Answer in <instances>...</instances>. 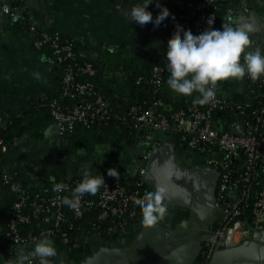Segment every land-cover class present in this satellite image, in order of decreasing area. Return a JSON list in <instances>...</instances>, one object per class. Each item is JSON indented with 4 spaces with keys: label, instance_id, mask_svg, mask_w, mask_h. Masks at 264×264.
<instances>
[{
    "label": "built area",
    "instance_id": "1",
    "mask_svg": "<svg viewBox=\"0 0 264 264\" xmlns=\"http://www.w3.org/2000/svg\"><path fill=\"white\" fill-rule=\"evenodd\" d=\"M164 3L168 0H162ZM180 7H187L190 13H181L178 16H171L175 23L170 20L166 25H174L181 29H190L193 34L201 33L208 27L207 21L215 19L212 9L222 0H199L189 1L175 0ZM247 0H239L238 6L234 4L227 9V13L234 19L235 15L245 9ZM0 8L7 14L16 16V8H12L9 2H1ZM194 11L196 13H194ZM209 27H212L210 24ZM31 31H36L35 24H31ZM40 43L50 42L57 56L58 61H63L74 55L71 43L61 44L58 35L51 38L48 33H41ZM79 71L93 75L95 68L92 63L86 62L79 67ZM155 79L161 83L163 69L155 67ZM75 72L72 67L67 68L63 79L64 95H73L74 90L79 94L93 91L94 84L90 82H75ZM215 87L216 98L204 108L189 105L172 112L169 116L159 113L153 108L140 111V108L133 106L130 110L134 125L146 131H174L180 133V140L192 149L199 150L207 159L206 165L213 167L220 172L219 184L217 188V205L223 211V218L210 229V233L201 239L203 244L202 264H209V261L217 249L219 241L226 236L225 244L228 247L236 246L251 239L255 232L264 230V132L261 127L264 125V102L259 110L251 113L257 115V120L252 123L248 120L251 113L246 110L248 104L240 101H228L221 96ZM157 104L162 105L160 100ZM54 116V125L57 127L59 135H62L68 128H72L75 122L89 125L98 118H108L109 103L98 94L92 105L79 103L68 109L63 107L57 100L50 104ZM231 109L233 114L242 115L246 134L240 135L230 131L220 129L213 120V113L217 110ZM1 143V141H0ZM2 151H8V145L2 143ZM243 152V155H241ZM150 153L144 155L145 160H149ZM145 167L135 170L133 181L129 182L121 178H114L105 181L102 188L95 194H85L76 208H71L63 203L64 197L56 192L53 196L42 197L31 202V212L22 211L25 200L15 203L16 213L10 219L5 238L17 245H27L29 241L37 240L39 235H51L61 230V223H68L69 228L73 229L74 224L68 216L72 213L73 218H80L83 215L93 216L95 214L99 221H105V230L108 234H114L120 228L135 219L137 209L135 204L139 201V190L135 188L140 184L137 178L142 179ZM9 173V172H8ZM82 178H74L73 184L76 186ZM10 181L7 174L6 182ZM17 188L16 184L12 185ZM51 213L54 216L50 226L41 227L37 233L23 235L20 224L30 222L32 218L39 214ZM90 229L84 233L85 237L80 238L75 243L76 246L83 242L91 243L92 237L97 234V223L92 220L89 222ZM135 226L142 224L141 221ZM62 240L69 242L67 232L61 233ZM86 238V239H85ZM104 246V245H103ZM60 259L58 256L49 258L50 264H74L67 258ZM66 257V256H65ZM35 258V257H33ZM36 259V258H35ZM58 259V260H57ZM65 260V261H63Z\"/></svg>",
    "mask_w": 264,
    "mask_h": 264
},
{
    "label": "crops",
    "instance_id": "2",
    "mask_svg": "<svg viewBox=\"0 0 264 264\" xmlns=\"http://www.w3.org/2000/svg\"><path fill=\"white\" fill-rule=\"evenodd\" d=\"M0 1L10 3L11 0ZM155 1L153 0V3L149 5L153 22L160 14L158 8L168 10L164 2L160 5ZM24 2L23 8L16 7L17 17L9 16L0 8V123H4L11 116L21 115L34 103L55 90L52 77L53 63L41 49L36 33L18 24L17 18L27 17L42 33L55 32L82 43L83 55L104 63L106 78L112 80L115 93L122 96L130 93L132 82L123 65L114 70V63L118 61L122 63L126 58H133L140 63L159 58L166 63L167 45L172 35L166 28L161 27L159 31H156L154 24L141 26L131 20L129 9L138 0H25ZM249 4L258 11L257 16L247 14ZM242 13L244 17L240 16ZM260 16H264V0H247L245 9L239 11L234 18L236 26L253 23L256 28L249 37L252 41L249 50L256 48L264 50V22L260 20ZM36 73H39L38 78L34 75ZM256 80L262 82L264 75ZM220 94L227 100H240L250 107L256 106L262 96L254 81L247 76L242 79H227L220 87ZM163 95L169 103L165 104L162 101V107L168 111H172L174 106L183 105L192 100V96L173 92L167 88V84L163 89ZM195 95L196 93H193V96ZM223 124L222 122V129ZM230 125L231 128L240 125L238 115L234 114L231 117ZM54 126L52 124L48 128ZM243 127L246 131L245 126ZM142 135L141 140L132 147L123 143L117 146L105 144L102 152L95 149L88 154L82 149L77 154H73L58 131L51 129L43 144L33 143L26 136L16 141L14 145L8 147V151L0 162L9 173L22 170L33 175H43L45 173L43 166L34 165L33 159L38 156L48 161H56L62 156L60 154L62 151L69 162L71 173L83 175L85 170L95 174L99 170L117 169L118 166L109 164L113 162L109 160L114 157L123 158L126 157L125 154H128V158L133 162L132 170L129 175L123 168L122 172L119 170L118 172L119 178L131 182L136 169L140 167L146 169L148 160L144 159L145 154H151V149L157 145L167 141L173 142L160 130L145 137ZM46 146H54L57 156L55 157ZM122 174L124 176H121ZM167 209V215L159 220L166 227L173 228L177 221L188 217V210L177 207H167ZM144 225L142 223L138 226V231L131 242L119 246L131 245ZM195 231L201 232L203 229L199 228ZM32 259L38 264L35 258Z\"/></svg>",
    "mask_w": 264,
    "mask_h": 264
},
{
    "label": "trees",
    "instance_id": "3",
    "mask_svg": "<svg viewBox=\"0 0 264 264\" xmlns=\"http://www.w3.org/2000/svg\"><path fill=\"white\" fill-rule=\"evenodd\" d=\"M24 1L25 0H11L10 5L12 8H23L25 3ZM189 1L199 0H185L186 3ZM165 4L170 16H178L179 14L186 12L190 13L187 7H180L175 0H168ZM232 5L233 0H222L217 3L215 8L212 9V12L215 14V19L212 24L213 28L220 29L223 22H231L233 26H236L234 19L227 13V9ZM8 15L12 17V15ZM15 17H17V14ZM17 23L28 29H30L32 24L25 16L17 18ZM162 27L169 30L173 38L177 27L174 25H166ZM35 33L40 40L42 32L36 30ZM48 35L51 38L58 35L62 45L65 43H71L74 55L59 62L51 43L45 42L41 44V49L45 51L50 61L53 63L52 77L55 84V90L49 92V94L45 97L34 103L32 107L21 115L11 116L4 123H0V159L5 154L1 149L2 143L11 147L16 143V141L20 140L24 136L28 137L33 143L46 142L45 131L50 125L54 124L55 121L50 107L51 102L54 100H57L63 107L70 109L81 102L92 105L97 95L100 94L109 103L107 113L109 116L108 118H98L89 125L81 122H75L72 128H68L62 135H60L61 139L66 143L69 151L73 154H77L82 149H84L86 153L90 154L94 152L96 147L100 144L117 146L123 143L131 147L135 146L141 140V131L134 125L135 121L132 119L130 114V110L133 106L139 107L140 111L153 108L159 113H164L168 116L172 112L180 108H185L189 105L197 106L199 108L205 107V105L194 104L191 100L186 104L174 106L172 111H168L164 110L162 105L157 104L160 100L164 101L165 104L169 103L168 99L163 95V89L165 88L168 79L167 65L159 58L145 60L143 63H140L133 58H126L122 61V63L118 61L113 64L114 70L119 69L123 65V68L128 73L129 79L132 82L130 93L126 96H122L115 93L112 86V80L110 78H106V70L103 67L104 63L86 58L83 55L84 45L82 43L55 32L48 33ZM86 62L92 63L95 68V73L93 75L79 71V67H83ZM68 67H72L75 72V82L93 83V91L79 94L74 90L73 95H64L63 79L66 75ZM155 67H161L163 69L161 74V83L154 81ZM253 81L262 96L256 106L247 108V113H251L253 110H259L264 102V80L262 82L257 81L256 79ZM225 82L226 80L219 82V94L220 87ZM228 101L240 100L234 99ZM233 115L234 114L231 109L217 110L213 113V120L215 121L216 126L219 124L220 129H222L221 123L223 122V130L230 131L231 117ZM248 120L255 123L257 115L251 113ZM261 131L264 132V125L261 127ZM153 132L154 131L148 130L142 136L145 137L148 134H153ZM163 132L166 134L167 138H171V140L176 143L177 148L191 149L194 152L202 154L199 150L192 149L183 143L180 140V133L174 131ZM60 154L62 156H60L59 160L56 161H48L38 156L33 159L34 165L43 166L45 170L43 175H33L22 170L8 173L3 164L0 162V264H10V261L15 258V250L17 247H23L26 252L32 251L35 242L43 236L39 235L37 240L29 241L27 245H17L5 238V233L8 229L10 219L16 213V209L14 208L15 203L24 199L25 204L22 211L24 213H30L31 202L39 200L42 197L49 198L53 196L56 193L54 186L57 183L63 184L64 190L59 193L65 198L70 197L72 190L75 188L73 179L77 177L82 178L83 175H73L71 173L69 162L65 158L64 152L60 151ZM7 174L10 176L9 182H6ZM95 174L104 175L105 181L118 178L108 176L107 171L99 170ZM137 181H139L140 184L135 188L139 190L140 201L144 198L145 193L153 190L152 186L140 177L137 178ZM13 184L17 185L16 189H13ZM68 216L72 219L71 222L74 224L73 229L69 228L68 223H61V230L59 232L51 235H44L53 239L57 252L66 256V258L74 264H79L95 251V248L93 247L94 243L92 242H83L79 246L75 245L80 238L79 236L85 237L84 233L91 228L88 222L92 220V218L98 225V231L94 238H96L98 242L104 241L103 243L109 246L121 245L124 234L137 233L138 227L135 226V221L137 223H139V221L142 222L141 213L137 210L136 218L130 220L128 225L120 228L119 231L114 234H108L105 230L107 223L105 221H99L95 214L93 216H88L86 214L76 219L73 218L72 213L68 212ZM53 220V214L49 213L45 215L43 212V214H39L38 217L32 218L30 222L20 224L21 232L23 235H28L30 233L38 234L41 227L50 226L53 223ZM62 232L68 233V237L70 239L69 242H64L62 240ZM202 261L203 254L199 256L197 264Z\"/></svg>",
    "mask_w": 264,
    "mask_h": 264
},
{
    "label": "water",
    "instance_id": "4",
    "mask_svg": "<svg viewBox=\"0 0 264 264\" xmlns=\"http://www.w3.org/2000/svg\"><path fill=\"white\" fill-rule=\"evenodd\" d=\"M155 2L163 4L162 0ZM233 4L238 6L239 0H233ZM248 8V15H258L252 4ZM240 16L244 17V14ZM260 20L264 22V16H260ZM239 121L240 125L232 127L230 132L245 135L242 115H239ZM51 129L57 131L54 126L45 134L48 135ZM143 132L141 130V135ZM105 146L100 144L96 150L102 152ZM219 177V170L208 165H183L175 142L167 141L153 147L142 179L153 191L163 190L162 203L188 210V217L177 221L173 228L160 221L154 225L145 224L131 245L101 246L79 264H197L203 250L199 237L202 239L210 233L209 230L224 216L217 205ZM199 228L203 231H195ZM225 238L223 236L219 241L209 264H264V230L232 247L226 246Z\"/></svg>",
    "mask_w": 264,
    "mask_h": 264
},
{
    "label": "clouds",
    "instance_id": "5",
    "mask_svg": "<svg viewBox=\"0 0 264 264\" xmlns=\"http://www.w3.org/2000/svg\"><path fill=\"white\" fill-rule=\"evenodd\" d=\"M153 0H138L130 9L132 21L145 26L153 25L156 31L170 20L175 19L165 9H159V16L153 22L149 5ZM201 33L193 34L188 29L177 27L175 35L167 45L166 64L167 88L177 94L192 96L194 104L206 105L215 100V87L218 82L227 79H258L264 75V50L256 48L249 50L252 44L249 38L256 31L253 23L233 26L231 22H223L220 29L209 27L213 20L207 21ZM39 77V73L34 74ZM193 93L197 95L193 96ZM107 175L119 177L115 168H109ZM105 184L102 174H93L90 170L83 172L82 179L65 197L63 203L76 208L85 194H95ZM56 192L64 190L62 183L54 186ZM162 189L145 193L144 198L135 204L141 213L142 223L154 225L168 213L167 205L162 203ZM57 255L55 242L47 235L39 238L30 252L23 247H17L15 258L10 264H50L49 258Z\"/></svg>",
    "mask_w": 264,
    "mask_h": 264
},
{
    "label": "rangeland",
    "instance_id": "6",
    "mask_svg": "<svg viewBox=\"0 0 264 264\" xmlns=\"http://www.w3.org/2000/svg\"><path fill=\"white\" fill-rule=\"evenodd\" d=\"M39 144H43V143H39ZM46 147H48V146H46ZM48 148H50L52 154L56 157L57 153H56V150L54 149V146H49ZM177 154H178L179 158L182 160L183 165H185L187 167H190L192 164L193 165L194 164L206 165V161H207L206 157L203 154H199L197 152H194L191 149L178 148L177 149ZM125 156L126 157H123V158L122 157H120V158L114 157L111 160H109V161H113V162H110L109 164L116 165V167L118 166L117 170H119L120 172H122V168H123L124 170L127 171V175H129L130 171L132 170L131 165L133 164V162H132V159L130 160V158H128V156H129L128 154H125ZM106 160H107V157H106ZM93 166L94 167H98V165H93ZM121 176H124V174H122ZM179 216H177V219H179ZM134 236H135L134 233H131V234L126 233V234H124L122 244L131 242V240L133 239ZM103 242L104 241L98 242L96 238L92 237V243H94L93 247L95 248V250H97L100 246L107 245V244H105ZM114 246H119V245H114ZM57 256H58V259H60L61 254L58 253ZM62 257L66 258L65 256H62ZM63 261H65V260H63ZM60 264H62V262Z\"/></svg>",
    "mask_w": 264,
    "mask_h": 264
},
{
    "label": "flooded vegetation",
    "instance_id": "7",
    "mask_svg": "<svg viewBox=\"0 0 264 264\" xmlns=\"http://www.w3.org/2000/svg\"><path fill=\"white\" fill-rule=\"evenodd\" d=\"M196 165H198V164H192L190 167H193V166H196ZM216 194H217V191H216ZM199 264H202V262H200Z\"/></svg>",
    "mask_w": 264,
    "mask_h": 264
}]
</instances>
